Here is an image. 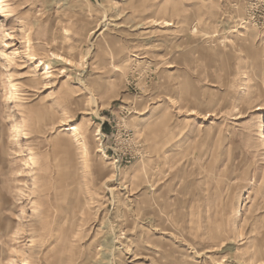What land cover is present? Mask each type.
Instances as JSON below:
<instances>
[{
  "label": "rangeland",
  "instance_id": "obj_1",
  "mask_svg": "<svg viewBox=\"0 0 264 264\" xmlns=\"http://www.w3.org/2000/svg\"><path fill=\"white\" fill-rule=\"evenodd\" d=\"M1 22L0 264H264V0H0ZM28 39L72 65L42 78Z\"/></svg>",
  "mask_w": 264,
  "mask_h": 264
},
{
  "label": "bare ground",
  "instance_id": "obj_2",
  "mask_svg": "<svg viewBox=\"0 0 264 264\" xmlns=\"http://www.w3.org/2000/svg\"><path fill=\"white\" fill-rule=\"evenodd\" d=\"M242 18V17H241ZM246 20V19H245ZM165 23H166V25L167 26H170V25H172L171 24V22L170 21H166L165 20ZM1 28H3V30L4 31H6L7 29L5 28V24H4V22H1ZM97 30H99V29H97ZM96 31V30H95ZM95 31H93L92 33H94ZM5 33V38H4V40H3V47H9V45H8V42H7V39H10V36H9V34H8V32L6 33V32H4ZM101 33V32H100ZM250 35H252V33H246L244 36H243V38H246V39H250ZM240 39V38H239ZM252 42V41H251ZM26 43H27V57L29 58L28 60H29V62L31 63V64H33L34 65V69L35 70H42V73H41V75H43V77L42 78H49V77H51L52 75H53V71H55V69H56V67L57 66H60L61 65V67L60 68H58L61 72H64L66 69L64 68V66H71L72 65V60L71 59H69V58H67L65 55H63V54H61V53H58V52H51L50 53V55H49V59L48 60H43L42 58H38V57H35L34 56V54L35 53H31V45H30V40L28 39L27 41H26ZM33 52V51H32ZM261 53V52H260ZM12 54V53H11ZM13 54H16V52H13ZM261 57V56H260ZM140 58H143V56H141ZM144 61V60H143ZM63 65V66H62ZM80 83H81V80H80ZM209 115V114H208ZM73 131H72V135H73V137H77V135H78V131H77V129L76 128H74L73 127ZM97 134L96 135H98V134H100V130H99V127L97 128ZM260 137L262 138V143L264 144V132H262L261 134H260ZM79 139V138H78ZM96 139H99V137L98 138H96ZM79 142V141H78ZM81 143V148H82V150H83V152L84 153H86L87 152V146H86V143H85V141L83 140V141H81L80 142ZM104 150H105V148H104V146L103 145H101L100 144V148H98L97 149V152H104ZM84 157V156H83ZM114 172L106 179V181H110V180H112L113 178H112V175L114 176ZM120 244H122L121 242H119ZM28 261V260H27ZM27 261H22V262H20L19 264H28L27 263Z\"/></svg>",
  "mask_w": 264,
  "mask_h": 264
}]
</instances>
